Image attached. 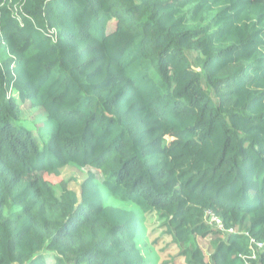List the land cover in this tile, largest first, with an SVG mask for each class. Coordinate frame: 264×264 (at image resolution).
Segmentation results:
<instances>
[{
  "label": "trees",
  "instance_id": "trees-1",
  "mask_svg": "<svg viewBox=\"0 0 264 264\" xmlns=\"http://www.w3.org/2000/svg\"><path fill=\"white\" fill-rule=\"evenodd\" d=\"M148 216L161 264H264V0H0V264H159Z\"/></svg>",
  "mask_w": 264,
  "mask_h": 264
},
{
  "label": "rangeland",
  "instance_id": "rangeland-1",
  "mask_svg": "<svg viewBox=\"0 0 264 264\" xmlns=\"http://www.w3.org/2000/svg\"><path fill=\"white\" fill-rule=\"evenodd\" d=\"M112 29V23L111 26H109L108 30L110 31ZM38 108H32L29 107V105H25V107L22 109V119L26 121V125H28L30 128L34 127L35 124L38 126L39 129V135H40V143L41 145L45 143L49 136L51 135V132L53 130V125L50 121L46 119V116L44 112ZM45 119H44V117ZM44 119V120H43ZM40 122V123H38ZM168 139H171L168 137ZM84 171L80 168H77L75 166L68 165L64 167L61 170V175L59 177H56L53 180L54 183H57L61 179L69 180L70 181V187L78 190V184L83 179ZM106 202H110L111 204H118L123 207H128L125 203H121L119 200H116L108 193L105 194ZM159 220L155 217L148 216L144 222V225L146 226V231L144 234L141 233L140 229L138 230L137 235V243L141 247L142 252L146 255L151 257L152 259L156 258L155 254L157 256L156 262L161 264L162 260L167 259L170 255L174 256L177 253V248L175 245L169 244V237L167 235H163L159 237L160 232L162 230V227L159 225ZM143 225V226H144ZM157 240L156 242H153V240ZM199 244L204 251V253L208 254L211 250V244L209 238L205 239H199ZM167 246V247H166ZM164 251L160 252L161 248H164ZM54 263V262H53ZM146 264H148L146 262ZM173 264H182V258L175 257Z\"/></svg>",
  "mask_w": 264,
  "mask_h": 264
},
{
  "label": "built area",
  "instance_id": "built-area-1",
  "mask_svg": "<svg viewBox=\"0 0 264 264\" xmlns=\"http://www.w3.org/2000/svg\"><path fill=\"white\" fill-rule=\"evenodd\" d=\"M209 222H210L211 224H212V222H216V223L219 225V227H221L220 224H219L218 219L215 218L213 215L210 217ZM263 243H264V242H254L255 246L258 247V248H262ZM256 247H255V248H256ZM255 253H256V252H255V249L253 248V250H252V254H251V257H252V258H255V256H256Z\"/></svg>",
  "mask_w": 264,
  "mask_h": 264
}]
</instances>
